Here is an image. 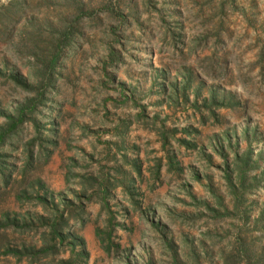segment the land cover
Instances as JSON below:
<instances>
[{
	"label": "rangeland",
	"instance_id": "rangeland-1",
	"mask_svg": "<svg viewBox=\"0 0 264 264\" xmlns=\"http://www.w3.org/2000/svg\"><path fill=\"white\" fill-rule=\"evenodd\" d=\"M13 123L0 264H264V0H0Z\"/></svg>",
	"mask_w": 264,
	"mask_h": 264
},
{
	"label": "trees",
	"instance_id": "trees-1",
	"mask_svg": "<svg viewBox=\"0 0 264 264\" xmlns=\"http://www.w3.org/2000/svg\"><path fill=\"white\" fill-rule=\"evenodd\" d=\"M56 63V60L54 59L51 63H50V65L51 66H53L54 64ZM10 120H12V119H10ZM16 127V124H9V129L7 130V132L6 133H2L1 134V136H0V139L3 141V139H4V135H6V134H9L11 131H14V128ZM49 152H47L46 154L44 153V154H40L42 157H44V159H46V158H48L49 157ZM40 158V157H39ZM31 165V160L30 159H28V161H27V163H26V168H28V166H30ZM2 175H1V180L4 182V185H7L8 184V182H9V178H10V173H9V175H7L6 173H4V171L1 173ZM5 220H6V222H7V225H10L9 223H8V217H5ZM53 236H58V233H57V231L55 232V230H54V232H53ZM80 244H81V246H82V263L81 264H84V261L86 260V258H87V253H86V251H85V248H84V243L83 242H80ZM6 255H8V254H12V255H14V256H17L16 255V253L13 251V252H6L5 253Z\"/></svg>",
	"mask_w": 264,
	"mask_h": 264
},
{
	"label": "crops",
	"instance_id": "crops-1",
	"mask_svg": "<svg viewBox=\"0 0 264 264\" xmlns=\"http://www.w3.org/2000/svg\"><path fill=\"white\" fill-rule=\"evenodd\" d=\"M141 128H142V132L141 133L138 132L139 134L136 136V138L137 137L139 138L140 136H142L143 138H145V128L143 126H141ZM137 140H139V139H137ZM118 142H120V141H118ZM123 142H125V140L123 139V137H121V142L118 145H116V147L118 149H121L123 147V145H122ZM132 148L133 149H131L132 150L131 153H133V158H136V160L131 161L130 162V166H133L134 169H135V171L136 172H139V170H138V167H139V158H140V156H142V157L145 156V150H143V151L139 150V147L136 146V145L132 146ZM123 160H127L125 156L122 158V161ZM122 161H119L118 163L121 164ZM114 189H116V188H114ZM118 189L128 190L129 189V185H124V186H122L121 188H118Z\"/></svg>",
	"mask_w": 264,
	"mask_h": 264
}]
</instances>
